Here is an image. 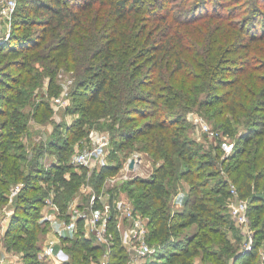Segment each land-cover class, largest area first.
<instances>
[{
  "label": "trees",
  "instance_id": "trees-1",
  "mask_svg": "<svg viewBox=\"0 0 264 264\" xmlns=\"http://www.w3.org/2000/svg\"><path fill=\"white\" fill-rule=\"evenodd\" d=\"M50 1L19 0L11 35L0 43L1 203L8 202L12 184L23 183L4 239L10 251L21 245L26 249L20 262L0 264H44L36 231L47 199L32 195L40 187V156L46 150L59 152L51 165L52 196L66 212L86 177L71 168L67 151L89 137L95 125L109 132L116 159L137 149L154 161L150 177L136 178L128 188L135 207L148 217V241L159 256L143 264H195L192 257L199 252L211 264H259L264 241V11L258 2L264 0ZM63 62L80 64L68 111L79 114L65 132L52 133L47 149L44 140L32 145L35 161L24 168L19 160L24 156L16 149L24 146L19 140L27 117L45 125L51 111V102L39 99L36 87L45 74L52 81ZM51 88L57 94L54 82ZM193 109L223 135L235 138L227 156L220 146L215 148L222 170H207L214 162L200 155L201 145L189 134ZM120 165L106 164L95 172L98 190L106 173L115 174ZM215 174L221 176L206 187L207 176ZM184 177L191 182L192 209L173 211L172 197ZM232 187L238 198L248 200L255 229L250 252L237 253L220 226L225 216L219 208ZM192 224L196 228L190 236L175 237ZM110 229L108 264H127L115 219ZM68 240L72 262L103 252V244L85 237L81 229L76 239L63 237Z\"/></svg>",
  "mask_w": 264,
  "mask_h": 264
},
{
  "label": "rangeland",
  "instance_id": "rangeland-1",
  "mask_svg": "<svg viewBox=\"0 0 264 264\" xmlns=\"http://www.w3.org/2000/svg\"><path fill=\"white\" fill-rule=\"evenodd\" d=\"M17 1V5L20 4L19 0ZM46 2H51L50 0H45ZM260 2V3H259ZM258 4L262 7V10L264 11V1H259ZM213 3V2H212ZM211 3V4H212ZM17 8V7H16ZM20 57V56H19ZM16 58V57H15ZM76 63L73 62L70 66L68 64H65V62L61 63L60 67H57L54 71V78L53 82L55 85H57V94L52 95V89L51 84L53 82L51 81V77L48 75H44L42 79V83L39 84L38 87H36V92L38 93V98L47 100L50 103L51 106V111L48 113V118L49 122L45 123L43 125L41 121L36 120L30 116L27 117V129L23 133L22 138H20L19 143L24 144V146H20V148L16 149V152L20 153L24 157H20V165H22L24 168H27L35 161L36 154L32 151L31 147L32 145H37L36 143L41 142L44 140L46 143V149L48 146V140L51 137L52 133L55 131L63 130L65 132L66 126L71 125L74 118L78 116L79 113L75 112H68L71 107H73V103H71V94L72 90L74 88L75 84V79L77 75V70L79 69V65H75ZM38 68L45 70L47 69L43 65H40L37 63L36 65ZM52 67V66H51ZM50 67V68H51ZM54 92V91H53ZM35 94V93H34ZM60 100H59V99ZM28 107L24 108V113L27 115L29 114V109ZM73 111V108H72ZM25 115V116H26ZM189 116V134L192 138H195L199 144L201 145V148L199 149L200 155H203L204 159L206 160H212L214 164L211 167H207V170H210L212 172H216L215 170H222V166L219 165L214 159V152L216 151V147L220 146L222 148V156L225 157L231 151L233 150L234 143H235V138L226 136L222 134V131L220 130L219 127H216L214 123H212L208 118L204 116L202 112H200L197 109H193L188 113ZM194 117H200L202 120L206 121L208 123V126L210 127V130L214 132V134L210 133L208 134L199 123H196L194 120ZM29 118V119H28ZM48 120V119H47ZM96 126V127H95ZM91 132H93L94 138L97 140V138H100L101 141L105 142V148L108 153V163L107 165H117L121 164L119 167L118 172L115 174H107L104 177V183L103 186L100 190L97 189L96 187V181L93 179V175L99 173V171L102 169L99 166H92L90 168H81L75 166V163L73 161V157L75 154H77L80 151H83L85 149H89L93 147L96 143V141L91 138L90 134L89 137L84 136V138H81L78 142L74 144L73 150H68L67 151V157L68 161L71 164V168L79 173H82L83 176L86 174V177L84 178V181L79 185V188L75 191L73 196L71 197L70 201L72 204H81L82 206L86 205L90 198L92 197L93 194L95 195H102L103 200L98 201V205L103 209L104 211L108 212L109 214L114 215L115 211V206H113V200L121 197H129V192L128 188L130 186H135V185H130V182L132 180H135L136 178L143 180H146L147 178L150 177L151 172L154 170V161L150 158V155L147 152L140 151L137 149H131L130 151L126 150L123 153L121 152L118 154L120 157L115 158L114 155V145H112L111 140H110V135L108 131H105L104 129H101L97 125H95ZM242 127L239 126V129L237 131V134L241 132ZM90 132V133H91ZM19 144V145H20ZM138 144V143H136ZM52 148V147H51ZM45 149V150H46ZM52 150V149H51ZM51 150H46L41 156H40V169H41V174L42 177L38 181V186H40L38 189L33 190V194H39L42 198L47 199L46 201L50 200L54 202L56 205L57 203L53 201V188H52V174H51V165L54 162H57L58 159V151H51ZM57 150V149H55ZM59 150V149H58ZM65 152V151H64ZM66 153V152H65ZM38 155V154H37ZM139 156V162L137 161L134 163L133 168L127 167L128 160L130 158H138ZM118 159H120L118 161ZM135 160H137L135 158ZM222 175L224 173L222 172ZM221 176L220 174H215V175H208L207 180L208 183L206 187H210L212 184H215L217 181L218 177ZM20 185V190L23 187L22 181L17 182V184H12L10 187V190L8 192V202L6 203H1V198H0V246L6 251L8 242L4 239L3 231L5 228H7V220L9 222L13 212L15 211V206L13 205L14 198L18 194V191L16 195L14 196L13 200L10 201V194L12 193V190L14 187L17 185ZM170 187V190L173 189V185H171V182L167 183ZM190 179L187 177H184L181 179L180 184H179V189L177 193L173 194L172 197V210L173 211H184V210H191V206L193 203L192 201L189 202V194H190ZM234 188V187H232ZM195 195V193H193ZM130 198V197H129ZM223 206L222 208H219V211L225 216V220L223 223L220 224L224 232L228 235V238L231 240L232 244L237 249V253H240L242 251V243L246 240L247 234L246 231L249 230H254L255 234V229L252 225V219L250 217V222L247 225L242 226L241 224L236 222L235 217L232 214V209L234 208V204L237 202V199L233 196L232 194V189H231V196L229 198H225L222 200ZM58 206V205H57ZM59 208V206H58ZM52 209L50 208V203L46 202L45 205H43V208L41 209V214L39 217V227L37 229V234L38 236V242L41 245V249L39 250V254L43 250V248L48 244L50 238L52 237V233L55 232L56 229L61 225L63 222L62 220H65L64 218V213L66 212H61L59 208V217L61 219H58L57 221H54L53 223H50L47 219H44L45 215L50 212ZM64 211V210H62ZM70 217V216H69ZM68 217V218H69ZM5 219H7L5 221ZM195 225L192 224L189 227L183 229L181 232L175 235L179 240H182L184 236H190L194 231H195ZM83 234L86 232L80 228ZM78 230L75 231H69V232H64L70 233L71 238L76 239L78 237ZM5 234V232H4ZM214 236H217L218 240L220 239L217 234ZM86 237V236H85ZM23 243V242H22ZM61 248L63 249V252L59 251L60 255L62 254L65 257L66 262L69 264H103V260L106 259V262H108L109 256L107 257V253L109 250V246L103 245L104 248L101 250V254L97 256H90V259L86 261L82 257H77V262H72V256L69 251L70 247V240L68 242H64L63 238L61 239L60 243ZM217 250H219L222 253V247L219 246L217 247L214 245ZM20 248V249H19ZM15 247L16 250H11V252H14L15 254L18 253V258L16 259L17 261L20 262V256L25 252L26 249H23V245L20 247ZM126 249V252L128 254V260L127 264H143L145 263L149 258L150 260L157 259L159 260V256L154 255L150 256L149 258L145 259H137L132 256V254H129V251ZM17 252V253H16ZM65 252V253H64ZM85 251L81 252V255L84 256ZM40 257V255H39ZM38 257V258H39ZM227 256L224 255L223 261H225V258ZM40 259L43 261L44 264H58L56 261L52 259H45L43 257H40ZM229 259V257H228ZM13 258H9L8 261H13ZM192 260L195 264H211L212 261H204L201 258V254L196 253L193 255ZM225 263V262H224ZM229 264V261H228Z\"/></svg>",
  "mask_w": 264,
  "mask_h": 264
},
{
  "label": "built area",
  "instance_id": "built-area-1",
  "mask_svg": "<svg viewBox=\"0 0 264 264\" xmlns=\"http://www.w3.org/2000/svg\"><path fill=\"white\" fill-rule=\"evenodd\" d=\"M17 1L16 0H1L0 3V43L6 41L12 32V22L16 11ZM59 99V98H58ZM60 100V99H59ZM196 123H199L201 127L208 133L214 134L208 123L202 120L200 117H194ZM91 138H93L96 143L93 147L85 149L78 152L73 157L75 166L81 168H90L92 166L102 167L108 163V153L105 148V142L101 141L100 138L97 140L93 136V132L90 133ZM134 158V157H133ZM135 163L139 160L135 157ZM134 158V159H135ZM131 159V158H130ZM129 159V160H130ZM129 160L127 167H129ZM139 162V161H138ZM131 168V167H129ZM133 168V167H132ZM20 190V185L18 184L13 188L10 194V201L13 200L16 193ZM232 194L237 199L232 209V214L236 219V222L242 226L249 224L250 216L248 213V200L240 199L237 197L235 188H232ZM103 200L102 195L93 194L89 202L82 206L81 204H72L69 206V218L62 220L61 225L56 229L54 228L53 236L50 238L48 244L43 248L40 257L45 259H52L58 264L66 263L65 257L60 255L61 239L70 233L64 234V232L77 231L78 228H82L86 233L84 236L90 239H94L100 244L111 247L113 240V233L110 229V224L113 219L116 220V226L120 231L121 240L125 248L132 254L133 257L137 259H145L150 256H154L157 253V247L152 245L148 241L149 236V226L148 217L141 213L134 205L133 200L129 197H121L113 200V206H115L114 215L101 209L98 205V201ZM50 203V208L52 209L44 217L53 223L59 217L58 206L48 200ZM247 238L242 243V251L250 252L254 248V230L246 231ZM111 248H109L107 257L109 256ZM65 253V252H64ZM259 264H264V241L260 246L259 250ZM103 264H108L106 259L103 260Z\"/></svg>",
  "mask_w": 264,
  "mask_h": 264
},
{
  "label": "crops",
  "instance_id": "crops-1",
  "mask_svg": "<svg viewBox=\"0 0 264 264\" xmlns=\"http://www.w3.org/2000/svg\"><path fill=\"white\" fill-rule=\"evenodd\" d=\"M7 219H5V221H6ZM7 224H8V220H7V222H6ZM6 231V228L4 229V231H3V234L2 235H4V232ZM54 233V232H53ZM53 233L51 234L52 236H53ZM18 253L17 254H15L14 252H11L10 250H8L7 248H6V251H4V249L0 246V263H5V262H9L8 260H9V258H13L14 260H13V262H16L17 260V258H18Z\"/></svg>",
  "mask_w": 264,
  "mask_h": 264
},
{
  "label": "water",
  "instance_id": "water-1",
  "mask_svg": "<svg viewBox=\"0 0 264 264\" xmlns=\"http://www.w3.org/2000/svg\"><path fill=\"white\" fill-rule=\"evenodd\" d=\"M134 163H135V159L134 158H131L130 160H129V167H133L134 166Z\"/></svg>",
  "mask_w": 264,
  "mask_h": 264
}]
</instances>
